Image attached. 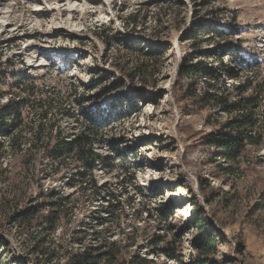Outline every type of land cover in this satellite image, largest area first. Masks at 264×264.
Listing matches in <instances>:
<instances>
[{"label": "rangeland", "instance_id": "rangeland-1", "mask_svg": "<svg viewBox=\"0 0 264 264\" xmlns=\"http://www.w3.org/2000/svg\"><path fill=\"white\" fill-rule=\"evenodd\" d=\"M150 43L166 50L147 55ZM185 59L216 72L180 78ZM247 76L261 90V109L264 0H0V105L23 98L20 123L0 137V264H46L31 239L36 222L15 218L33 206L48 214L51 192L72 206L56 230L41 231L59 249L51 264L95 238L117 241L121 264L136 252L144 264H264V139L224 162L202 138L229 115L187 96L206 81L233 93ZM45 104L52 110L35 141ZM80 133L91 134L92 176L106 199L82 189L74 155L45 153L58 134ZM14 135L21 141L11 146ZM206 231L209 253L200 246Z\"/></svg>", "mask_w": 264, "mask_h": 264}, {"label": "trees", "instance_id": "trees-1", "mask_svg": "<svg viewBox=\"0 0 264 264\" xmlns=\"http://www.w3.org/2000/svg\"><path fill=\"white\" fill-rule=\"evenodd\" d=\"M136 14H133L127 21L134 25ZM128 24V25H129ZM131 45V44H130ZM146 52L147 55H151L153 48H158L162 51L166 49L157 43H150ZM203 61V60H202ZM201 60L193 62L192 60H184L178 70V76L180 78H193L194 75H198L199 72L206 68V74L210 77L216 72L213 66H208ZM233 75V72H230ZM207 86L201 92H196L192 88L188 97L196 98L201 105H211L212 107H218V111H222L228 114V119L223 122L218 129L209 131L203 135L202 143L208 147H213L215 153L224 160V162H236L241 157L242 152L247 145H259L264 139V105L260 109L258 101L261 95L259 86L253 84V79L249 76L245 77L242 81H238L233 86V93L229 91V88L225 85H218V83H210L206 81ZM193 85V82L192 84ZM250 90V94L246 92ZM234 98L232 99V97ZM232 96V97H231ZM23 98H12L10 96L0 105V137L3 136L9 128L16 127L20 123L21 119V105ZM40 121L39 127L36 131L35 141L40 139V128H43V119L47 116L48 112L52 110L51 104H45L39 106ZM58 134L55 143L45 142L44 150L48 157L52 159H62L67 154H72L82 164L85 170L84 186L82 189L89 186L91 190L92 198L106 199L105 191H101L105 184L98 185L93 178V171L97 163L98 153L94 150V146L91 139V134H83L71 138L69 140L60 138ZM12 145H18L21 141L20 135H14L9 138ZM3 144L0 142V154L2 155ZM29 157V154L27 155ZM26 157V158H27ZM25 161L27 164L28 158ZM223 172L230 173L232 167L227 165L221 167ZM82 182V184H83ZM102 192V193H101ZM51 197H56V201H52L48 214L40 213L44 206H33L30 209L24 210L22 213L17 214V220L19 223H29L35 221V227L39 231L34 233L31 237L35 240V250L40 255L42 263L51 264L60 258L58 247H54L51 243L44 242L40 235L43 231L53 232L56 230L58 220L65 215V210L72 209L69 204L70 198L68 195L62 196L57 192H51ZM52 200V198H50ZM109 201V198L108 200ZM118 203V200H116ZM172 209L168 210L171 211ZM149 213V210H147ZM147 213V214H148ZM171 213V212H170ZM161 215L164 214L160 213ZM165 218L167 214L163 215ZM161 217V216H160ZM42 231V232H41ZM95 233V232H94ZM213 234L209 231L205 232V235L200 239L201 249L205 252H211L214 250ZM97 241V242H96ZM162 241V238L157 236L154 240V244L157 245ZM120 245L114 240H103L99 242L98 238H95L94 244L83 246L82 250L73 252V250L65 248L64 255L65 261L62 264H121L118 263L120 255ZM162 252L169 259H176L177 256L174 250H162ZM60 261V260H59ZM146 258L138 255V252L134 253L127 264H144ZM194 264H207L206 259L197 257L194 260Z\"/></svg>", "mask_w": 264, "mask_h": 264}, {"label": "bare ground", "instance_id": "bare-ground-1", "mask_svg": "<svg viewBox=\"0 0 264 264\" xmlns=\"http://www.w3.org/2000/svg\"><path fill=\"white\" fill-rule=\"evenodd\" d=\"M95 1V0H94ZM101 6L106 7L105 3L102 1Z\"/></svg>", "mask_w": 264, "mask_h": 264}]
</instances>
